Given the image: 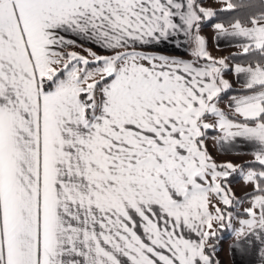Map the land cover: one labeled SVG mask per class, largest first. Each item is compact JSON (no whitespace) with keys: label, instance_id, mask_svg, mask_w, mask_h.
Wrapping results in <instances>:
<instances>
[{"label":"snow or ice","instance_id":"6c2138e0","mask_svg":"<svg viewBox=\"0 0 264 264\" xmlns=\"http://www.w3.org/2000/svg\"><path fill=\"white\" fill-rule=\"evenodd\" d=\"M225 242L264 264V0H0V264Z\"/></svg>","mask_w":264,"mask_h":264},{"label":"crops","instance_id":"0c3cea01","mask_svg":"<svg viewBox=\"0 0 264 264\" xmlns=\"http://www.w3.org/2000/svg\"><path fill=\"white\" fill-rule=\"evenodd\" d=\"M205 31H206V33L210 34V29H206ZM216 54L224 55L227 53L225 51V52L216 53ZM226 246H227V242H225V251L221 252V260L223 261V264H229V261L232 259L231 256L226 251Z\"/></svg>","mask_w":264,"mask_h":264}]
</instances>
